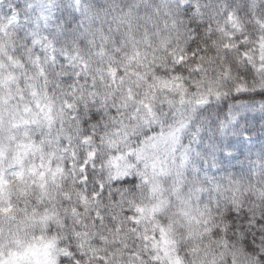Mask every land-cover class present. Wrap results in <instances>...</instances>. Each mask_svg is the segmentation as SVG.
Instances as JSON below:
<instances>
[{
	"label": "clouds",
	"instance_id": "1",
	"mask_svg": "<svg viewBox=\"0 0 264 264\" xmlns=\"http://www.w3.org/2000/svg\"><path fill=\"white\" fill-rule=\"evenodd\" d=\"M0 264H264V0H0Z\"/></svg>",
	"mask_w": 264,
	"mask_h": 264
}]
</instances>
